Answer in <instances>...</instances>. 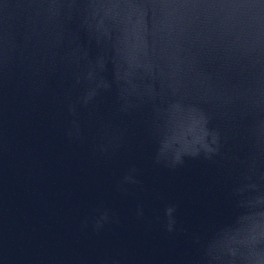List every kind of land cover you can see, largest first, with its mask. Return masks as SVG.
<instances>
[{"label": "water", "instance_id": "1", "mask_svg": "<svg viewBox=\"0 0 264 264\" xmlns=\"http://www.w3.org/2000/svg\"><path fill=\"white\" fill-rule=\"evenodd\" d=\"M29 14V0H0V37L22 33ZM187 102L209 112L210 126L229 137L225 150L233 148L235 129L219 102L195 92ZM111 104L101 108L111 119L107 133L85 114L83 138L70 139L54 82L42 88L19 61L0 75V264H229L226 254L209 261L207 248L234 224L238 174L219 158L175 162L195 135L187 122L147 110L118 118ZM260 227L264 234V221ZM236 242L224 234L210 251Z\"/></svg>", "mask_w": 264, "mask_h": 264}, {"label": "clouds", "instance_id": "2", "mask_svg": "<svg viewBox=\"0 0 264 264\" xmlns=\"http://www.w3.org/2000/svg\"><path fill=\"white\" fill-rule=\"evenodd\" d=\"M22 33L0 37V75L26 63L42 88L54 82L63 93L66 135L82 139V116L107 133L111 119L101 108L110 99L111 114L131 117L147 110L181 119L195 131L191 146L175 154L217 158L238 174L231 195L237 209L229 264H259L264 244V0H29ZM222 70L223 77H216ZM217 80L223 84L217 85ZM219 102L235 129L229 137L212 127L199 103ZM101 151H106L102 146ZM173 209L167 214L171 216ZM247 218V219H245ZM107 216L97 220L99 230ZM168 230L172 229L169 220Z\"/></svg>", "mask_w": 264, "mask_h": 264}]
</instances>
